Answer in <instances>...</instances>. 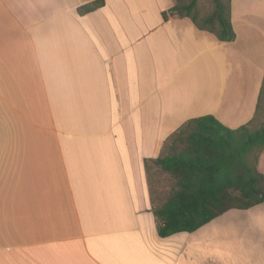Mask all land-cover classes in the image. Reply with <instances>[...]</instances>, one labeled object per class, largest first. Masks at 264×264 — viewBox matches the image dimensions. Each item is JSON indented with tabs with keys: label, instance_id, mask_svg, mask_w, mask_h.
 <instances>
[{
	"label": "crops",
	"instance_id": "0c3cea01",
	"mask_svg": "<svg viewBox=\"0 0 264 264\" xmlns=\"http://www.w3.org/2000/svg\"><path fill=\"white\" fill-rule=\"evenodd\" d=\"M94 1L0 0V264H264V202L161 238L150 186L186 121L253 118L264 0H230L232 42L176 0Z\"/></svg>",
	"mask_w": 264,
	"mask_h": 264
},
{
	"label": "trees",
	"instance_id": "16d2710c",
	"mask_svg": "<svg viewBox=\"0 0 264 264\" xmlns=\"http://www.w3.org/2000/svg\"><path fill=\"white\" fill-rule=\"evenodd\" d=\"M201 1L176 0L168 13L188 18L220 42L234 41L230 0H211L207 14L200 10ZM103 4L97 0L77 11L85 15ZM263 113L264 79L247 124L229 129L206 115L186 121L173 133L166 155L154 160L173 181L166 200L152 211L159 237L192 233L229 210H247L264 202V176L258 169L264 152V124L259 121Z\"/></svg>",
	"mask_w": 264,
	"mask_h": 264
},
{
	"label": "rangeland",
	"instance_id": "374dc122",
	"mask_svg": "<svg viewBox=\"0 0 264 264\" xmlns=\"http://www.w3.org/2000/svg\"><path fill=\"white\" fill-rule=\"evenodd\" d=\"M212 8L211 0H202L200 3V10L202 13L207 14ZM260 124H264V113L259 120ZM158 174L156 177L150 178V186L152 188V194L156 197L157 202H164L167 198L170 190L173 186V181L168 177L164 176L160 170H157Z\"/></svg>",
	"mask_w": 264,
	"mask_h": 264
}]
</instances>
